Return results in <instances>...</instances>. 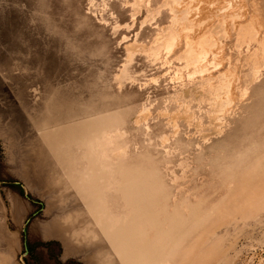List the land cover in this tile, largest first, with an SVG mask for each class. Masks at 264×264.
Instances as JSON below:
<instances>
[{"label":"rangeland","instance_id":"374dc122","mask_svg":"<svg viewBox=\"0 0 264 264\" xmlns=\"http://www.w3.org/2000/svg\"><path fill=\"white\" fill-rule=\"evenodd\" d=\"M89 156L125 264H264V0H0V264Z\"/></svg>","mask_w":264,"mask_h":264},{"label":"crops","instance_id":"0c3cea01","mask_svg":"<svg viewBox=\"0 0 264 264\" xmlns=\"http://www.w3.org/2000/svg\"><path fill=\"white\" fill-rule=\"evenodd\" d=\"M94 171L95 163L89 156V172L93 174L84 175L87 183L80 186L82 196L60 194L63 200L60 199L57 206L49 204L44 218L35 224L32 237L42 243H57L60 264H125V230L114 231L113 225L101 220L104 230H99L92 223L91 215L100 214L93 204L96 198L100 199ZM83 186L88 190L84 191ZM111 232L114 245L106 235Z\"/></svg>","mask_w":264,"mask_h":264},{"label":"trees","instance_id":"16d2710c","mask_svg":"<svg viewBox=\"0 0 264 264\" xmlns=\"http://www.w3.org/2000/svg\"><path fill=\"white\" fill-rule=\"evenodd\" d=\"M19 188L21 190V193L24 194V190L21 188L20 185H19ZM55 245H57V243H55V242L42 243V246L49 249V251H51L53 246H55ZM56 260H57V263L60 264V262H58V258Z\"/></svg>","mask_w":264,"mask_h":264},{"label":"bare ground","instance_id":"6f19581e","mask_svg":"<svg viewBox=\"0 0 264 264\" xmlns=\"http://www.w3.org/2000/svg\"><path fill=\"white\" fill-rule=\"evenodd\" d=\"M82 188H83L84 191L88 190V188H87L86 186H83ZM97 220H98L99 222H101V221H100L101 219H97ZM129 244L132 245L133 243L131 242V243H129ZM135 255H136V254H135ZM133 257H134L135 259L138 258L137 256H133ZM134 258H133V259H134ZM138 259H139V258H138Z\"/></svg>","mask_w":264,"mask_h":264}]
</instances>
